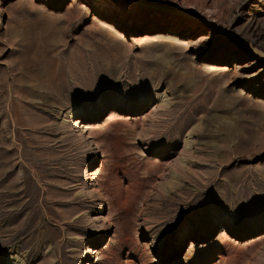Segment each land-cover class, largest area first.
<instances>
[{
    "label": "rangeland",
    "instance_id": "obj_1",
    "mask_svg": "<svg viewBox=\"0 0 264 264\" xmlns=\"http://www.w3.org/2000/svg\"><path fill=\"white\" fill-rule=\"evenodd\" d=\"M121 1L0 0V264H264V0Z\"/></svg>",
    "mask_w": 264,
    "mask_h": 264
},
{
    "label": "bare ground",
    "instance_id": "obj_2",
    "mask_svg": "<svg viewBox=\"0 0 264 264\" xmlns=\"http://www.w3.org/2000/svg\"><path fill=\"white\" fill-rule=\"evenodd\" d=\"M101 1H102V2H109V3H112V2H115L116 0H101ZM120 4H122V5H124V6H128V7L135 8V6L132 5V3L127 2L126 0L121 1ZM185 10H187V11H189V12L195 14V15H198L200 18H203L204 20H207V21H209V22H214V23H210L212 27H215V28H217V29H219V30H222V31L226 32V31H225L224 29H222L219 25L215 24V23H216L215 19L211 18V16H209V14H205V13L197 14V13L194 12V10H193L192 7H188V9H185ZM193 23H197V22L193 21ZM200 24H201V25H204V26H206V27H208V28L210 29L211 33H213V34H214V33H215V34H219L218 31H216L215 29L210 28L208 25H205V24L202 23V22H200ZM223 27L228 29L227 26H223ZM238 34H239V33H238ZM212 36H213V35H212ZM228 43H229L228 40H223V41H221V45H226V46H227ZM243 44L246 46L247 50L250 51L251 53H253V54H258V53H259V54H262V56L264 57V52L261 51V52H262V53H261L259 50L253 48L248 42H244ZM257 47H258V46H257ZM255 59H256V60H260V56H259V55H256V56H255ZM81 111H82V108H81V107H78V106H77V107H74V108L72 107V109L70 110V116H76V115L80 114Z\"/></svg>",
    "mask_w": 264,
    "mask_h": 264
}]
</instances>
